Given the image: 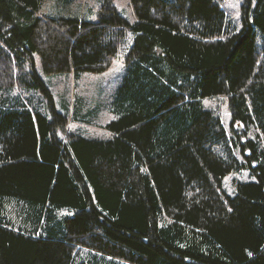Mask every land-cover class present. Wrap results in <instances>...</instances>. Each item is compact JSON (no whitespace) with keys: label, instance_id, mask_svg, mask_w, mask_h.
I'll list each match as a JSON object with an SVG mask.
<instances>
[{"label":"trees","instance_id":"16d2710c","mask_svg":"<svg viewBox=\"0 0 264 264\" xmlns=\"http://www.w3.org/2000/svg\"><path fill=\"white\" fill-rule=\"evenodd\" d=\"M130 2L133 24L109 2L91 21L0 0V264H72L79 248L128 264H264V0H246L240 31L222 0ZM129 31L111 136L60 137L69 118L33 55L47 74L103 72ZM17 84L44 91L53 118ZM218 96L235 137L204 106ZM244 169L256 180L231 195L224 178Z\"/></svg>","mask_w":264,"mask_h":264},{"label":"rangeland","instance_id":"374dc122","mask_svg":"<svg viewBox=\"0 0 264 264\" xmlns=\"http://www.w3.org/2000/svg\"><path fill=\"white\" fill-rule=\"evenodd\" d=\"M107 2L114 5L130 23L133 24L137 21L130 0H42L38 13L42 16H72L96 21L103 5ZM245 2L246 0H222V7L227 19L236 31L243 28L242 11ZM134 38L135 34L129 31L126 41L121 44L117 54L112 57L110 66L103 72H81L76 74L67 71L47 74L43 72L40 56L38 54L33 55L32 68L34 67L42 75L52 93L56 109L69 118L64 132L58 131L60 137L66 138V131L76 132L89 138L107 139L111 136L107 125L119 116L113 110V101H115V96L123 83L126 74L127 48L133 44ZM12 91L14 94L21 96L22 102L29 107L41 110L49 118H53L50 98L41 89H29L20 87L17 84ZM1 96L2 91L0 89ZM7 103L13 102L8 99ZM203 103L207 109L213 110L220 116L231 137L236 136L235 129L243 128L239 122L233 124L232 111L226 97L205 98ZM253 135L254 132L251 129L248 136ZM255 180L256 177L251 174L250 170L244 169L227 175L224 178V187L231 195H234L236 181ZM58 213L61 216L73 215L74 211L70 208H62ZM72 264L128 263L87 248H79Z\"/></svg>","mask_w":264,"mask_h":264}]
</instances>
